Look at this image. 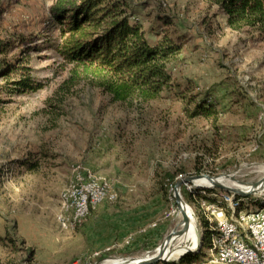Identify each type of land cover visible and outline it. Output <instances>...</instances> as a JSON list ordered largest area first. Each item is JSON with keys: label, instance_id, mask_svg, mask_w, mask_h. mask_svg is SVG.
Segmentation results:
<instances>
[{"label": "rangeland", "instance_id": "374dc122", "mask_svg": "<svg viewBox=\"0 0 264 264\" xmlns=\"http://www.w3.org/2000/svg\"><path fill=\"white\" fill-rule=\"evenodd\" d=\"M125 1L131 21L183 43L169 66L176 87L149 103L112 102L86 79L67 83L70 66L51 46L58 36L50 21L54 0H0V47L7 49L0 61L23 67L0 77V264L150 257L181 221L175 183L203 175L252 186L264 180L257 121L264 80L254 35L227 29L204 0ZM23 78L40 88L18 92L12 83ZM189 98L208 99L217 120L190 118ZM77 166L90 173L91 191L105 187L109 197L80 227L62 231L59 196ZM194 182L178 191L207 263L216 227L210 207L254 214L264 208V192L235 197Z\"/></svg>", "mask_w": 264, "mask_h": 264}, {"label": "trees", "instance_id": "16d2710c", "mask_svg": "<svg viewBox=\"0 0 264 264\" xmlns=\"http://www.w3.org/2000/svg\"><path fill=\"white\" fill-rule=\"evenodd\" d=\"M204 1L208 9L215 8L222 16L227 29L264 41V0ZM50 14L51 23L58 27L57 39L51 46L70 66L67 83L74 85L86 79L112 102L121 104L149 103L176 87L169 66L180 54L183 43L165 34L161 36L156 30H144L131 21L125 0H54ZM156 19L168 24L164 17ZM150 34L158 39L151 42ZM6 50L0 47V54ZM20 68L23 67L1 60L0 77L23 72ZM12 84L18 92L40 88L26 78ZM187 103H193L192 99ZM193 104L190 118L217 120L218 112L208 99ZM166 176L173 180L171 175ZM27 252L32 254V250ZM203 256L201 251L187 253L170 264H202Z\"/></svg>", "mask_w": 264, "mask_h": 264}, {"label": "bare ground", "instance_id": "6f19581e", "mask_svg": "<svg viewBox=\"0 0 264 264\" xmlns=\"http://www.w3.org/2000/svg\"><path fill=\"white\" fill-rule=\"evenodd\" d=\"M218 182L224 185L236 189L237 191L249 193V192H264V180L252 185L241 184L235 181H231L223 178H216ZM92 181V180H91ZM195 181V182H194ZM194 184L201 187L213 188L212 182L201 177L193 180ZM215 182V180H214ZM104 183V182H103ZM216 183V182H215ZM100 185V184H99ZM105 188V187H104ZM104 188H98L95 191L90 190V195H95V200H90V210L94 209L102 201L108 199L109 193ZM179 190V189H178ZM180 201L176 203L178 207V214L181 218L175 232L171 233L165 242L159 247V252L156 253L157 256H161L165 260H172L180 257L186 248L194 249L198 244V231L197 224L193 217L192 211L189 206L183 201L180 191H178ZM111 199V197H110ZM212 220L215 222V230L211 235V255L209 256V261L220 262V251L223 248V240L227 236V229H222V223L218 219V214L222 215L226 226H228L234 233H228V240H235V234L238 235L239 244L242 245L244 250L249 254H257L258 235L255 233V225L253 221H247V226L243 225V222L236 219L235 217H240L241 215L244 219H258L262 216V221H264V208L254 214H242L239 213L237 216L234 213L230 216L226 215L225 211L215 205L211 207ZM186 212L188 217V224L185 225L182 220V212ZM217 212V213H216ZM89 214V212H88ZM148 258V257H147ZM138 259V258H137ZM124 259H111L106 260L102 264H115L120 263ZM260 261L264 262V248L260 252ZM204 264H208L204 263ZM233 264H245L241 261V257H233Z\"/></svg>", "mask_w": 264, "mask_h": 264}, {"label": "built area", "instance_id": "2783aa9c", "mask_svg": "<svg viewBox=\"0 0 264 264\" xmlns=\"http://www.w3.org/2000/svg\"><path fill=\"white\" fill-rule=\"evenodd\" d=\"M90 186V173L82 171L79 166L75 167L72 179L59 196L56 222L62 231L74 230L85 221L88 212H90V200H95V195H90ZM225 200H229V198ZM235 218L243 223L244 221H253L255 233L258 235V244H254L257 246V254L247 253L242 245L239 244V238L236 234L235 240H228V233L234 232L226 226L222 215L218 214L222 229H227V236L223 240V248L219 252L220 262L208 260V264H233V257H241V261H244L245 264H264V262L260 261V252L264 248V221H262V216L258 219H244L242 215Z\"/></svg>", "mask_w": 264, "mask_h": 264}, {"label": "water", "instance_id": "95a60500", "mask_svg": "<svg viewBox=\"0 0 264 264\" xmlns=\"http://www.w3.org/2000/svg\"><path fill=\"white\" fill-rule=\"evenodd\" d=\"M201 177H205V178L209 179L212 182L213 188H216V189L228 192L230 194H233L235 197H245L249 193H252V192L244 193V192L237 191L236 189H233L231 187L224 185L221 182H218L215 177H211L209 175H203V176H196V177H188V178H185L184 180H181V181H178L177 183H175V185L173 187V193H172L173 198L175 199V203H178L180 201V197H179L177 190L180 188L182 183H190V182H193V180L201 178ZM214 180L216 183L214 182ZM182 220H183V223L185 225L188 224V217L186 215V212H184V211L182 212ZM199 247H200V245L198 243L194 249L186 248L184 253L180 257H178L176 260L182 258L185 254L192 252L195 249L197 250V252H199L198 251ZM176 260H165L161 256L153 255V256H150L148 258L147 257L138 258V259L137 258H124V260L122 262L115 263V264H157L160 262H170V261H176Z\"/></svg>", "mask_w": 264, "mask_h": 264}, {"label": "crops", "instance_id": "0c3cea01", "mask_svg": "<svg viewBox=\"0 0 264 264\" xmlns=\"http://www.w3.org/2000/svg\"><path fill=\"white\" fill-rule=\"evenodd\" d=\"M259 44V46H258V51H260V55H261V59H260V61H258V62H260L259 63V65H261L262 66V68H261V71H262V74H263V80H264V48L263 47H261L263 44H264V41H262V42H258ZM261 45V46H260ZM258 104H261V103H264V91H262V92H260L259 93V95H258ZM264 106V105H263ZM263 106H261V110H260V112H259V114H258V117H257V121H258V124L261 126V128H262V131H261V133L263 132V136H264V120L263 119H260V116H261V114H262V112L264 111V107ZM249 107V109L251 108V106H248ZM258 109H259V106L257 105L256 106V109H254L255 110V112H256V110L258 111ZM249 117L248 116H246L245 117V119L247 120ZM261 142V145L262 144H264V137L262 138V141H260ZM257 146V145H256ZM254 147V149H256V148H258V147ZM258 149H260V148H258Z\"/></svg>", "mask_w": 264, "mask_h": 264}]
</instances>
